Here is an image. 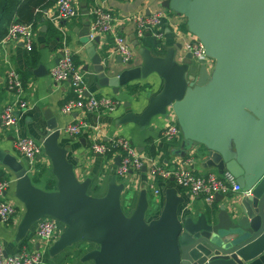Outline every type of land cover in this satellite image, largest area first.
<instances>
[{
    "label": "water",
    "instance_id": "water-1",
    "mask_svg": "<svg viewBox=\"0 0 264 264\" xmlns=\"http://www.w3.org/2000/svg\"><path fill=\"white\" fill-rule=\"evenodd\" d=\"M159 3L185 18L186 30L213 60L212 69L206 71L205 59L196 64L179 43L164 50L158 43L154 50H163L162 54L138 48L139 64L115 72L86 17L77 36L96 75L94 87H107L113 96L129 87L137 102L138 93L148 85L141 81L151 75L162 80L157 93L144 92L147 102L140 112L123 102L126 110L117 124L133 123L139 130H150L153 118L174 117L182 137L175 154L193 149L202 167H211L217 174L228 172L249 193L229 201L216 193L214 205L193 218L187 209L178 211L183 197L176 188L162 186V206L156 217L148 219L142 186L128 213L127 204L122 206L120 201L126 193L124 184L114 174L103 195L87 193L90 180L76 177L66 148L58 144L59 126L45 112L42 156L55 178V189L34 186L26 166L14 156L0 151V162L11 171L12 197L22 205L15 239L22 240L45 215L64 226L47 247L50 258L78 242L96 246L79 259L92 264H242L264 251V0ZM128 62L116 54L114 63ZM36 71L42 69L38 66ZM118 163L115 156V166Z\"/></svg>",
    "mask_w": 264,
    "mask_h": 264
},
{
    "label": "crops",
    "instance_id": "crops-1",
    "mask_svg": "<svg viewBox=\"0 0 264 264\" xmlns=\"http://www.w3.org/2000/svg\"><path fill=\"white\" fill-rule=\"evenodd\" d=\"M161 0H74L76 14L69 19L53 20L54 8L53 3L46 6L43 10H39L41 18L33 27V54L26 51L21 44L14 42H0V111L3 106L10 101L11 93L4 85L5 73L7 70H13L19 75L23 85V97L26 99L27 105L25 108L15 112L16 123L12 128H4L0 126V151L11 156H14L22 165L26 166L25 162L19 157L13 147V140L19 136H27L41 143L42 137L46 131L45 121L42 114L45 112L54 117L59 126L58 144L67 150V159L73 164V170L78 179L88 178L90 180L87 193L92 196H101L106 190L107 182L111 175L114 174L115 164L114 158L90 153L88 150L89 137L86 133L69 136L62 133L61 129L66 124L72 121L74 117L86 120L90 125L97 127L101 140H109L113 137H122L128 140L139 152L148 155L152 151L155 162L161 163L167 168L173 166L175 160L180 154H175L181 148L182 137L177 136L169 141H164L159 138L161 128L166 124L162 119H152L151 127L139 130L133 123L117 124V120L124 114L125 108L122 107L123 102H130L132 110L140 112L146 105L144 92L150 94L157 93L162 84V80L151 75L147 79L141 81L145 85V90L138 93V101H134L133 95L127 88H123L118 96H112L109 88L103 87L95 89V73L92 71L86 52L79 42L78 33L82 26L84 18L90 19L89 11L93 6H100L108 11L114 18V31L121 35L131 47V58L128 65L123 63H114L116 54L112 50L111 36L109 34L91 33L99 36V45H104L107 52V59L111 69L118 72L124 66H135L140 62L137 53L138 48H147L152 54L160 55L162 51L175 43H179L183 52L185 44L189 41L191 33L186 30L185 18L182 15H176L175 12L164 9L160 6ZM6 3V0H0V16L1 11ZM87 13L84 14V11ZM160 11L165 15L159 31V37H156L152 29H146L143 35L135 38V27L129 18L134 15ZM128 19V20H126ZM1 39V38H0ZM160 44L163 48L161 51H155L154 45ZM62 48L69 50L73 60L78 63V67L83 73V83L85 94L111 95L117 101V106L108 112H93L81 115L79 112L70 114H62L60 106L65 98L69 96V86L67 82H54L47 74V71L55 64ZM42 71H36L37 67ZM85 67V70L83 69ZM115 72L111 73L114 74ZM197 144H193L196 147ZM189 151V150H188ZM187 151V153H188ZM186 154V153H185ZM184 154V155H185ZM40 155V156H39ZM36 156L35 162L28 170V175L32 184L43 190L55 189V178L51 174L50 166L47 158L39 154ZM193 169L195 173H206L216 171L207 167L201 166L198 157H194ZM0 179L7 182L4 198L11 200L15 207V214L6 222L0 220V244L2 255H14L20 251L25 253H33L36 250L40 251L42 264H92L88 260L80 262V257L85 252L96 248L94 244L87 242H78L61 250L52 258L48 257L47 247L42 248V245L34 238L35 224H33L25 234L22 240H16V226L22 214V205L12 197V185L14 177L11 171L0 162ZM117 180V178H116ZM118 181V180H117ZM147 178L144 171L128 172L124 182L129 185V190L121 197V204H127L130 212L136 203L138 190L146 184ZM157 187H174L177 194L183 197V203L178 206L179 212H186L193 218L199 212H202L205 203L199 196L192 197L183 189L177 188L169 179L167 181L155 182ZM146 190V189H145ZM146 191V196H147ZM128 193V194H127ZM151 199L148 198L147 217H156L162 206L161 197H153L148 193ZM222 195V194H221ZM215 199V194L214 197ZM223 201H229L237 198V195H223ZM213 199V202H214ZM211 205H214L212 203ZM59 232L64 228L59 224ZM238 260L239 257H237ZM242 264H264V251L256 257L243 262Z\"/></svg>",
    "mask_w": 264,
    "mask_h": 264
},
{
    "label": "built area",
    "instance_id": "built-area-1",
    "mask_svg": "<svg viewBox=\"0 0 264 264\" xmlns=\"http://www.w3.org/2000/svg\"><path fill=\"white\" fill-rule=\"evenodd\" d=\"M53 20L69 19L76 14L74 0H54ZM89 27L91 33L109 34L111 36L112 49L119 54L122 61L127 62L131 58V47L125 39L113 29L114 18L110 13L100 6L91 7ZM165 15L156 11L148 15L138 14L129 18L133 22L135 38L143 35L146 29H152L156 37H159L158 29L163 23ZM128 20V19H126ZM33 28L29 24L11 22L0 42H14L21 44L26 51H30L33 45ZM185 50L190 52L192 60L197 64L200 59H205V69H212L213 60L209 58L199 40L191 35L185 44ZM210 64V67H209ZM48 76L54 82H67L69 86V96L65 98L60 106L62 114L79 112L81 115L93 112H108L117 106V101L111 95H86L83 83V73L78 66H74L73 58L68 49L62 48L57 62L47 71ZM4 85L11 93V99L0 111V126L8 129L16 123L15 112L26 107L27 102L23 97L22 81L13 70L5 73ZM166 124L159 132V138L169 141L174 137L181 136V131L174 117L165 120ZM62 133L74 136L86 133L89 137L88 150L90 153L109 156H118L119 163L115 166L114 175L119 182L124 184V191L129 190V185L124 182L128 172H139L144 167L147 181L145 186L153 197L162 198L161 187L154 183L167 181L171 182L192 197L199 196L206 206L213 203L214 194L222 195H246L249 189L241 190L235 183L234 178L226 171L221 174L214 172L195 173L193 169L194 153L190 149L185 155L178 156L173 160V166L165 167L161 163L155 162L152 157L139 152L134 146L122 137H113L109 140H101L96 126L90 125L82 118L74 117L71 122L66 123ZM13 147L19 157L25 162L27 170L35 162L36 156L42 154L41 143L27 136H19L13 140ZM7 182L0 179V220L8 221L16 211V207L11 200L4 198ZM34 238L42 245L48 247L59 233V222L50 216H42L35 223ZM0 264H42L40 251L25 253L20 251L14 255H2L0 244Z\"/></svg>",
    "mask_w": 264,
    "mask_h": 264
},
{
    "label": "trees",
    "instance_id": "trees-1",
    "mask_svg": "<svg viewBox=\"0 0 264 264\" xmlns=\"http://www.w3.org/2000/svg\"><path fill=\"white\" fill-rule=\"evenodd\" d=\"M54 0H6L0 16V38H2L11 22H20L31 25L33 28L41 18L39 10L51 5ZM33 54V49L29 53ZM74 66L78 63L73 60ZM143 88V87H142ZM134 91V87L131 89ZM152 155L153 152L147 153Z\"/></svg>",
    "mask_w": 264,
    "mask_h": 264
},
{
    "label": "rangeland",
    "instance_id": "rangeland-1",
    "mask_svg": "<svg viewBox=\"0 0 264 264\" xmlns=\"http://www.w3.org/2000/svg\"><path fill=\"white\" fill-rule=\"evenodd\" d=\"M209 67H210V64H209ZM126 177H127V176H126ZM126 177H125V179H126ZM125 179H124V180H125ZM148 193H149V192H147V196H148L149 199H151V197L149 196ZM127 194H128V193H127ZM147 218H148V217H147ZM148 219H149V218H148Z\"/></svg>",
    "mask_w": 264,
    "mask_h": 264
}]
</instances>
